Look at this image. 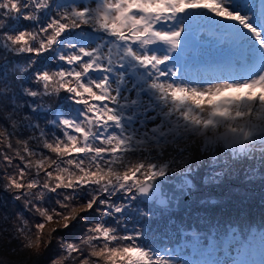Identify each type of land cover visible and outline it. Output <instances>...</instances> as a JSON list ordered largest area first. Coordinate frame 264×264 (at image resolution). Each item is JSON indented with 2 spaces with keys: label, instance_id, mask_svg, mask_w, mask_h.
<instances>
[{
  "label": "snow or ice",
  "instance_id": "obj_1",
  "mask_svg": "<svg viewBox=\"0 0 264 264\" xmlns=\"http://www.w3.org/2000/svg\"><path fill=\"white\" fill-rule=\"evenodd\" d=\"M189 10H202L213 22H225L222 17L228 15L215 14L216 9L207 0H0V194H7L5 200L10 196L15 201L0 200V264H28L43 256L54 241L60 254L49 264H162L156 254L136 242L137 236L121 234L104 223L88 227L76 243L56 235L92 211L100 194L109 193L108 187L120 175L110 164L111 149L121 145L109 141L108 136H127L125 122L137 137L164 128L163 121L147 127L136 121L135 103L145 98L149 89L176 109L185 127H223L238 141L251 139L247 158L257 163L246 171L254 175L264 169V100L223 95L229 89L264 84V71L243 83L190 87L167 82L165 65L169 56L147 51L159 44L169 53L177 52L184 27L164 31L158 25L175 21ZM85 29L105 34L112 42L98 47L70 43L61 47L66 34ZM49 52L60 53L58 59L65 67L38 70L37 60ZM137 67L147 70L146 78H137ZM93 74L100 78H91ZM61 94H69L82 108L79 121L62 118L56 112L52 100ZM105 95L120 103H100ZM106 104L107 109L131 108L119 116L120 127L112 123L118 117L108 112ZM160 134L168 135L166 131ZM157 149L155 156L147 148L139 149L141 163L129 167L123 178L132 172L138 178L149 164L155 171L179 163L184 167L187 187H195L191 175L204 160L194 155L191 145L186 141V146L173 152L167 147L159 149L157 143ZM199 150L213 166L228 164L206 145ZM116 156L122 158L119 152ZM232 158L239 157L233 152ZM226 171L227 167L213 172L205 182H217ZM86 188L98 191L81 204L75 193ZM50 194L57 197L54 205L47 202ZM101 203L115 213L122 212L120 207ZM161 204L166 205V200ZM99 214L111 215L108 211ZM59 221L62 226L51 227L45 240V229Z\"/></svg>",
  "mask_w": 264,
  "mask_h": 264
},
{
  "label": "trees",
  "instance_id": "obj_2",
  "mask_svg": "<svg viewBox=\"0 0 264 264\" xmlns=\"http://www.w3.org/2000/svg\"><path fill=\"white\" fill-rule=\"evenodd\" d=\"M84 32H88V30L85 29ZM69 35L70 33L66 34L65 37ZM65 37L61 47L69 43L77 47H90V44L81 39ZM59 54L58 52L43 54L37 60V69L42 70L45 67L54 66L56 70H59L65 67L58 59ZM91 78L99 79L100 77L93 74ZM52 103L55 104L56 112L59 113L60 117L73 121L81 119L83 110L76 105L69 94H61L54 98ZM105 108L107 109V107ZM107 110L111 112V109ZM115 114H120V110H117ZM97 116L104 124L106 122L108 124L106 118L100 117L99 114ZM163 123V129L156 133H150L148 136L131 137L130 131L126 129L127 136L113 134L107 137L109 141L118 142L121 145L120 148L113 147L111 149L113 159L110 164V168L114 172L118 171L120 175L108 187L109 193L100 194L92 211L84 213L69 229L57 233V236L62 237L65 241L76 243L79 242V238L85 234L88 227L95 223H104L105 226L115 227L121 234L137 236L136 242L152 252L154 244L163 242L179 225L184 227L197 226L200 220L209 221L212 225L253 223L257 220L264 222V169L254 175L246 171L257 163L247 158L251 142L238 141L232 136L228 140L219 138L217 132L210 133L212 128L204 134L200 132L199 127L192 125L185 127L182 122L179 123L180 127L176 129L177 122L174 119L170 123ZM161 131H166L168 135L166 137L161 136ZM209 134L210 140L207 139ZM167 141L174 142L167 143ZM186 141L187 144L191 145L194 155L198 159L204 160V163L191 175L195 187L189 190L192 201L186 210L181 212L163 211L141 202L136 195H130L135 193L136 185L151 176L172 178L177 174H185L183 165L179 163L173 165L172 168L156 169L155 171L153 170L154 166L149 164L144 171L140 172L138 178L135 172H132L127 178H123V173L129 167L136 168L141 163L142 153L139 149L147 148L152 151V156H155V152L158 150L157 143H159V149L167 147L174 152L176 147L186 146ZM205 145L209 150L217 152L221 159L227 160L228 164H221L218 167L211 165L209 159L202 156L199 150ZM256 147L259 145L257 144ZM117 152L122 156L121 159L117 158ZM233 152L239 157L238 159L232 158ZM256 155L259 156L260 154L257 152ZM177 158L182 159L179 154H177ZM104 163L109 164V161H104ZM193 163L195 164V160ZM225 167H227V171L217 182H205V177ZM164 172L167 174L164 175ZM121 179H123V183L120 182ZM112 187H115V191H112ZM97 191L95 188H86L75 193V195L80 203L84 204ZM103 191L104 188H101L100 192ZM6 195L0 194V200L8 203L11 201V197L8 196L5 200ZM56 198L55 194H50L47 198L48 204L54 205ZM101 202L110 203L113 207H120L122 212L115 213L113 208H106ZM11 203L14 204L15 201H11ZM102 211H108L111 215L101 217L99 213ZM59 254L60 249L54 241L43 256L29 260L28 264H49V261Z\"/></svg>",
  "mask_w": 264,
  "mask_h": 264
},
{
  "label": "water",
  "instance_id": "obj_3",
  "mask_svg": "<svg viewBox=\"0 0 264 264\" xmlns=\"http://www.w3.org/2000/svg\"><path fill=\"white\" fill-rule=\"evenodd\" d=\"M169 186L173 189L177 188L178 191L182 192L184 195V202L178 208L168 201H166V205L161 204V201L165 200L164 194L169 191ZM136 192L140 199L153 203L162 209L168 208L182 210L190 203V196L188 194L185 177L183 175H178L172 180H166L161 177L147 179L145 182L136 187Z\"/></svg>",
  "mask_w": 264,
  "mask_h": 264
},
{
  "label": "rangeland",
  "instance_id": "obj_4",
  "mask_svg": "<svg viewBox=\"0 0 264 264\" xmlns=\"http://www.w3.org/2000/svg\"><path fill=\"white\" fill-rule=\"evenodd\" d=\"M173 30H174V29H173ZM161 51H162V52H161ZM157 53H159L158 55L163 56V55H167L169 52H168V50L165 49L164 47H159L158 50H157ZM172 60H173V59L169 58L168 62L171 63ZM167 82H170V80L168 79ZM212 84H214V83H212ZM190 87H202V86H201V85H196V86H195V84H190ZM261 89L264 91V85L262 86ZM241 91H244V90L242 89V87L239 88V89H229V90H227L225 93H223V95H224V97H228V96L230 95L231 98H235V97H237V96H235V93H236V92H241ZM241 95H244V93L239 94L238 97L241 98ZM256 98H259V99L264 100V93H262V96H260V89L257 88V87L255 86L254 88H252L251 92L247 94L246 99H256ZM153 116H154V114H151V117H153ZM158 119H159V117H156L155 120H153L152 122H148V123H146L145 126H147V125H149V124H152V123H157ZM222 128H223V127H221V128H212V129L210 130V133L217 132L216 134H217V136H218L219 138L223 137L224 135H228L229 133L226 131V129H224V128L222 129ZM207 131L209 132V129H208V130H205L204 128H200V132H201V133H204V134H205ZM147 140H148V139H147ZM184 175H185V174H184ZM184 177H185V176H184ZM191 180H192V179H191ZM192 184L194 185L193 182H192ZM76 221H77V220H76Z\"/></svg>",
  "mask_w": 264,
  "mask_h": 264
},
{
  "label": "bare ground",
  "instance_id": "obj_5",
  "mask_svg": "<svg viewBox=\"0 0 264 264\" xmlns=\"http://www.w3.org/2000/svg\"><path fill=\"white\" fill-rule=\"evenodd\" d=\"M158 194V193H157ZM166 201L171 202L176 208L180 207L184 202V195L177 188L173 189L169 186V191L164 194Z\"/></svg>",
  "mask_w": 264,
  "mask_h": 264
},
{
  "label": "clouds",
  "instance_id": "obj_6",
  "mask_svg": "<svg viewBox=\"0 0 264 264\" xmlns=\"http://www.w3.org/2000/svg\"><path fill=\"white\" fill-rule=\"evenodd\" d=\"M62 221H59V222H53V224H51L50 226H49V228H46L45 229V237H44V239L46 240L47 239V234L49 233V231H50V228L51 227H61L62 226Z\"/></svg>",
  "mask_w": 264,
  "mask_h": 264
}]
</instances>
